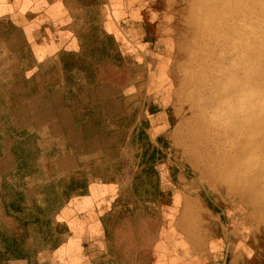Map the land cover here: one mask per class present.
I'll return each mask as SVG.
<instances>
[{"label": "rangeland", "instance_id": "obj_1", "mask_svg": "<svg viewBox=\"0 0 264 264\" xmlns=\"http://www.w3.org/2000/svg\"><path fill=\"white\" fill-rule=\"evenodd\" d=\"M0 264H264V0H0Z\"/></svg>", "mask_w": 264, "mask_h": 264}, {"label": "bare ground", "instance_id": "obj_2", "mask_svg": "<svg viewBox=\"0 0 264 264\" xmlns=\"http://www.w3.org/2000/svg\"><path fill=\"white\" fill-rule=\"evenodd\" d=\"M210 1H212V0H210ZM225 1V0H224ZM228 1V0H227ZM204 2V1H203ZM214 2V1H213ZM245 4V3H244ZM213 5V4H212ZM248 5H250V4H248ZM251 5H252V7H253V4L251 3ZM249 8V7H248ZM250 9H252L251 7H250ZM203 10V9H202ZM206 10V9H205ZM253 10V9H252ZM253 12V11H252ZM192 20V19H191ZM257 71H258V69H256L255 71H254V76H257Z\"/></svg>", "mask_w": 264, "mask_h": 264}, {"label": "trees", "instance_id": "obj_3", "mask_svg": "<svg viewBox=\"0 0 264 264\" xmlns=\"http://www.w3.org/2000/svg\"><path fill=\"white\" fill-rule=\"evenodd\" d=\"M65 243H66V241H65L64 243L60 244V245L57 247V249H58L59 251H62L63 248H64V244H65Z\"/></svg>", "mask_w": 264, "mask_h": 264}]
</instances>
